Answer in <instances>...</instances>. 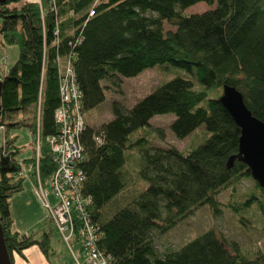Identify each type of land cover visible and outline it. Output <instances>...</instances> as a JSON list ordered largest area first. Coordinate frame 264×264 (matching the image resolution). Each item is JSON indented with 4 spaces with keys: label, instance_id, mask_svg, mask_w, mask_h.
Instances as JSON below:
<instances>
[{
    "label": "trees",
    "instance_id": "16d2710c",
    "mask_svg": "<svg viewBox=\"0 0 264 264\" xmlns=\"http://www.w3.org/2000/svg\"><path fill=\"white\" fill-rule=\"evenodd\" d=\"M200 2L213 8L181 13ZM163 20L175 29L164 32ZM13 44L19 46L18 59L0 77V225L9 258L33 244L48 255L47 231L34 240L11 229L9 199L24 182L19 164L32 157L18 160L8 133L19 127L33 134L38 130L39 171L46 184L55 169L47 138L58 132L53 116L60 103L57 63L67 62L84 113L102 105L106 90L118 86L119 78L166 66L180 71L129 109L111 102L112 119L98 129L85 123L80 137L82 191L92 199L98 248L112 264H264L261 255L247 258L212 230L163 254L152 239L155 231L165 233L201 206L218 216L219 192L251 178L243 163L234 160L227 166L237 154L240 129L218 98L224 86L235 88L252 116L264 123V0H4L0 47ZM213 91L220 94L212 97ZM17 114L32 122L24 117L12 122ZM165 114L174 117L169 129L176 138L200 127L207 138L185 154L152 146L142 131L154 116ZM133 151L140 157L135 177L146 184L140 192L138 178L130 180L126 169ZM130 188L135 193L128 196ZM255 188L264 195V189ZM252 200L242 206L248 208ZM111 203L116 204L112 210ZM234 204L228 207L238 216ZM259 209L264 214V205Z\"/></svg>",
    "mask_w": 264,
    "mask_h": 264
},
{
    "label": "rangeland",
    "instance_id": "374dc122",
    "mask_svg": "<svg viewBox=\"0 0 264 264\" xmlns=\"http://www.w3.org/2000/svg\"><path fill=\"white\" fill-rule=\"evenodd\" d=\"M213 7L205 3H197L181 13L200 14ZM164 32L173 31L172 27L165 20L162 21ZM19 46L17 44L5 45L0 47V77L7 71L18 59ZM163 71L158 68H151L141 72L134 78H119V85L108 88L105 92V102L96 109L85 113V123L92 129H98L102 124L112 119L111 102L117 101L124 108L129 109L136 101L153 91L158 85L163 84L180 71L166 66ZM103 86H108L102 82ZM211 92V90H210ZM220 92L213 91L214 97ZM24 117L28 123L32 120L25 114H17L13 121H18ZM174 119L173 115H157L150 120L149 127L142 131L150 140L152 146L174 148L185 154L202 144L205 138V132L202 127L198 128L183 139L176 138L169 129V125ZM4 133L0 128V146L3 144ZM8 138L15 139V147L18 148V160L29 159L33 155L35 146V136L27 127L11 128ZM205 138V139H204ZM128 158L126 169L130 180L134 179L135 172L140 165V157L137 151ZM135 171V172H134ZM138 178L136 187L140 192L146 184ZM135 177V178H136ZM255 182L252 178H241L236 184L227 186L218 194V200L222 205L218 216H213L206 206L196 208L190 216L180 221L176 226L167 230L165 233L155 231L152 235L153 245L159 254L171 250H177L189 241L197 238L204 232L212 230L217 237L228 243L234 242L241 253L247 258L253 259L256 255L264 257V214L259 207L264 205V195L260 194L255 188ZM48 192V201L51 206L57 204V199L51 193L50 189L45 187ZM134 194L132 188L125 193L131 196ZM124 194V195H125ZM250 198H254L248 208L242 204ZM122 197L118 203H122ZM229 203L239 205V215L236 216ZM115 203L108 207L110 210L115 208ZM9 210L12 219L11 229L19 234V237L30 236L34 240H40L44 231L48 232L49 250L45 255L37 244H33L24 249L21 253H11V264H75L72 252L62 241L60 234L54 224L47 219V210L41 204L33 190V181L24 180L23 189L14 193L9 199ZM240 216V217H239ZM73 253L79 258L81 264L84 258L79 252V245L72 243Z\"/></svg>",
    "mask_w": 264,
    "mask_h": 264
},
{
    "label": "built area",
    "instance_id": "2783aa9c",
    "mask_svg": "<svg viewBox=\"0 0 264 264\" xmlns=\"http://www.w3.org/2000/svg\"><path fill=\"white\" fill-rule=\"evenodd\" d=\"M60 103L54 110V121L58 132L47 138L54 172L46 184L40 177V146L38 130L35 136V151L30 163H20L18 177L33 181V190L47 210L62 241L72 252L75 264H81L73 253L72 243L79 245L83 264H112L110 257L98 248V226L92 221L89 207L92 199L82 191L85 175L80 167L83 147L80 137L85 129V113L82 109V94L76 83V75L70 63L58 64ZM99 141V140H98ZM49 188L57 199L51 206L48 201Z\"/></svg>",
    "mask_w": 264,
    "mask_h": 264
},
{
    "label": "water",
    "instance_id": "95a60500",
    "mask_svg": "<svg viewBox=\"0 0 264 264\" xmlns=\"http://www.w3.org/2000/svg\"><path fill=\"white\" fill-rule=\"evenodd\" d=\"M3 1L0 0V3ZM1 92L2 81H0V97ZM218 101L240 129L237 154L228 160L227 166L230 167L234 160L243 163L247 166L254 182L264 189V123L252 116L245 106L243 96L233 87L224 86ZM0 264H11L1 225Z\"/></svg>",
    "mask_w": 264,
    "mask_h": 264
}]
</instances>
